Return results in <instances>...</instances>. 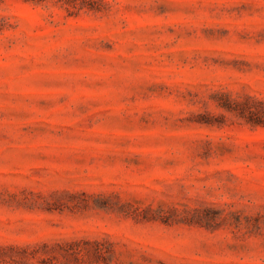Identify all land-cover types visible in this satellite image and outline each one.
Segmentation results:
<instances>
[{
    "label": "rangeland",
    "instance_id": "rangeland-1",
    "mask_svg": "<svg viewBox=\"0 0 264 264\" xmlns=\"http://www.w3.org/2000/svg\"><path fill=\"white\" fill-rule=\"evenodd\" d=\"M0 264H264V0H0Z\"/></svg>",
    "mask_w": 264,
    "mask_h": 264
}]
</instances>
